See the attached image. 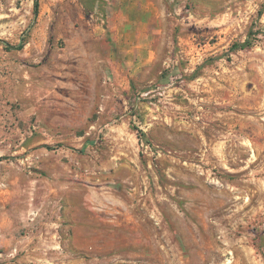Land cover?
<instances>
[{"label": "rangeland", "instance_id": "374dc122", "mask_svg": "<svg viewBox=\"0 0 264 264\" xmlns=\"http://www.w3.org/2000/svg\"><path fill=\"white\" fill-rule=\"evenodd\" d=\"M39 2L0 0V264H264V0Z\"/></svg>", "mask_w": 264, "mask_h": 264}, {"label": "trees", "instance_id": "16d2710c", "mask_svg": "<svg viewBox=\"0 0 264 264\" xmlns=\"http://www.w3.org/2000/svg\"><path fill=\"white\" fill-rule=\"evenodd\" d=\"M35 6V15L37 16L39 14V9H40V2L39 0H35L34 3ZM249 42H246L244 44H241L240 46H238L240 49L247 47L249 44ZM24 47V43H21L16 49H22Z\"/></svg>", "mask_w": 264, "mask_h": 264}]
</instances>
